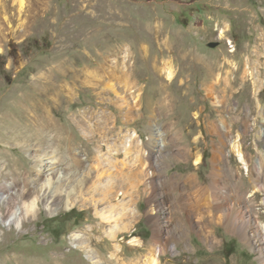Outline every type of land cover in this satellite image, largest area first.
<instances>
[{"label": "rangeland", "instance_id": "1", "mask_svg": "<svg viewBox=\"0 0 264 264\" xmlns=\"http://www.w3.org/2000/svg\"><path fill=\"white\" fill-rule=\"evenodd\" d=\"M257 36L264 37V0H0V184L11 186L0 197V264H31L33 256L38 264H57L58 254L65 264L136 263L154 240V215L162 237H171L162 260L264 264L253 241L257 229L263 232L264 172L249 173L232 151L240 141L251 167L264 153ZM164 60L176 69L172 81L154 67ZM44 76L75 89L74 99L52 108L69 135L46 149L22 147L21 138L4 137L2 125L10 113L18 116L13 103L42 90L37 79ZM73 76L81 80L70 81ZM197 153L202 160L195 164ZM51 156L60 171L76 170L65 186L78 187L72 208L65 201L53 212L46 208L40 188L47 175L39 174ZM122 160L128 165L116 188L125 190V221H135L114 238L107 235L111 222L100 227L96 216V206L111 209V202L98 200L104 193L97 166L121 169ZM256 178L262 188L254 194ZM8 195L17 210L24 200L39 202L21 227L7 224ZM206 195L215 201L206 202ZM239 202L251 218L228 225ZM132 204L138 214L128 210ZM135 235L144 239L142 247L130 242ZM75 236L91 240L96 261ZM117 242L121 259L112 255Z\"/></svg>", "mask_w": 264, "mask_h": 264}, {"label": "bare ground", "instance_id": "2", "mask_svg": "<svg viewBox=\"0 0 264 264\" xmlns=\"http://www.w3.org/2000/svg\"><path fill=\"white\" fill-rule=\"evenodd\" d=\"M255 43L257 45L255 46L256 50H254V52H255V56L257 57V59H259L258 73L260 74L262 72L261 65L264 64L263 62L264 61V37L257 36L255 38ZM154 67L156 70H160V72L163 75H165V78H167L169 81H172L175 78L176 69L169 60H164L161 65H158L155 63ZM237 69L238 71L234 70L235 73L239 72V68ZM249 73H250L249 70L246 68L244 71V74H249ZM251 74H254L253 71L251 72ZM79 78L81 77L73 76L72 79L70 78L71 79L70 81L75 83V81H78ZM37 81L44 84L42 90L36 91L35 95H30V96L25 95L22 100L21 99L18 100L19 103L18 102H15V104L13 103L12 104L13 108L15 107L16 109H18V111L16 110L18 112V116H14V113H10L8 116V121H5L2 125L3 127L2 133L4 137L10 141L21 138L22 142L20 144H22V147H24L23 145L26 146L27 144H33L34 146L36 145L38 147L45 148L46 146L50 144L51 141H54L55 137H57L58 135H61L62 138L66 137L65 136L66 134L69 135L67 133L68 131L62 128L61 126H59L58 125L59 123H57L53 119L52 108L55 106L56 103H59V101H62V100L70 101L74 99L73 92L75 89L72 88L67 83V81H66L67 84L61 83L63 85H60L61 80H57L53 78L52 76L38 77ZM49 131H53L54 133H57V134H55L51 138L50 135L48 134ZM130 135H134V134L130 133ZM125 145H128V144L125 143ZM34 146L33 148H31V150L34 151V150L41 149V148L34 149L35 148ZM125 151L127 154L129 153L128 148H125ZM232 151L237 156V159L242 164V166L248 167L249 173L251 170L259 171L260 175L262 172H264V153L262 154L263 156H259V158L255 161L254 166L251 167L249 159H247L246 152L243 149V146L240 141L235 142L233 144ZM225 155H227L228 157L230 156V154H226V153ZM125 160L121 161V165H122L121 169H117L116 164L114 165L115 169L111 171L109 169L110 167L106 168L105 166H103L102 163H99V165L97 166V170H98L97 175L100 178V180H103V181H100L98 186L103 188L102 192L104 193L103 197L102 198L100 197L98 200L102 202H106V201L111 202L110 203L111 209L109 213H104L100 211L96 206V216L101 218L100 227L105 225L107 222H111V224L109 223L110 228L107 231V235H109L110 237H114V238H117L120 232H125L129 230L130 227L133 225V222L135 221L133 220L134 217L132 218V220L130 219L127 222L125 221L124 215H126L125 214L126 212H124V209L127 206V204L124 201L126 198L124 197L123 199H120V196L125 194V190L123 188H116V186L121 185L119 181L123 178V175H121L120 173L122 172L123 168L128 165V163H126L127 161L125 162ZM201 160H202L201 154L197 153L195 157V164L200 163ZM228 160L230 163L231 159H228ZM47 161H48L47 172L43 171V172H40L39 174V178L47 175L46 177L47 180L40 188L41 191L43 190L42 198L46 202L45 204H46L47 210H49L50 212H53L56 209L55 204L58 201L59 202L65 201L67 208H70V207L72 208V206L75 203L72 202L71 198L76 193L78 187L74 185L71 188H65V186L70 185L74 181L76 170L74 169L68 170V168H61L65 171L64 173L63 171H60V168L56 167L58 162L55 161V157L51 156L47 158ZM228 165H229V168H231L230 164ZM115 170L117 171V173L115 172L116 174L114 173ZM84 180L87 182L86 177L82 179V182H84ZM104 180L108 182H104ZM254 181L255 183L253 185V192L255 194L256 191L261 190L262 184L259 178L254 179ZM135 182L136 180L132 179L131 183H135ZM134 186H135L134 190H137L138 189L137 185H134ZM10 189H11L10 184H8L7 182L1 183L0 184V197L4 195L5 193H9ZM207 196L208 195H206V197ZM206 197L204 198V200L208 203L215 201V198L213 195H209L207 198ZM83 198H84V202L86 203L92 202V200L88 199L87 197H83ZM114 200H118V201L115 202ZM6 203H7L8 212H9V216H8L9 222L7 224L8 225L15 224L17 227H21L23 225L24 219L26 217L34 216L36 214L35 212L36 208L39 207V202L37 200H34L33 202H27L26 200H24L19 205L20 207L17 210L16 205H14L15 202L9 195L6 200ZM260 203H264V198L261 200ZM215 204L217 207L218 202L216 201ZM217 209H219V207ZM128 210H130L133 214H138L139 212V210L136 208L134 204H132V206H130ZM150 210H151V213H153V215L157 213V209L154 206L151 207ZM205 213H207V211ZM244 217H248L249 219L251 218L250 210L246 205L239 202V206L234 212V216L232 217V219H229L230 221H228V225L229 223L230 224L232 223V225L237 224V226H244V221H243ZM152 220L155 223V230H154V237H153L154 240L150 243V246L148 247V252L143 256V258L141 257L140 259H138V262L132 263V264H171L170 258H166L165 260H162V256L167 255L170 250L169 239L171 237L168 236V237H165V239L162 237V231H161V227H160V223L158 221L157 215H154V217H152ZM189 220H190V223H193L194 221L193 219H189ZM255 222L257 221L255 220ZM261 227L263 228L262 230L263 232H260L261 230L259 231L256 228L257 234L255 233V235L253 236L254 237L253 241L257 242L255 245V249H257V251L261 253V258L262 260H264V253H263L264 252V224L263 225L261 224ZM169 228H170V225L166 227V229H169ZM3 232L4 230L0 229V239L2 238ZM74 239L77 240L81 244L80 247H82L81 249H83V251L91 253L89 254V256L91 257L92 261H96V256L92 254L93 250L91 248V240H87L85 239V237H81V236H75ZM259 239L261 240L256 241ZM130 242H132V244L138 247H142V245L145 244L144 239L137 235L133 236ZM121 251H122L121 243L117 242L115 244V250L112 252V255L121 259L120 258ZM30 254L33 255L32 253ZM56 256L57 257L55 258L56 259L55 261H59V262H56L57 264H65L64 259L66 260V258L62 256V254H58ZM35 257L36 256H33L32 258H30L31 264H38V260ZM60 258L63 261H61ZM122 264H127V263L123 262Z\"/></svg>", "mask_w": 264, "mask_h": 264}, {"label": "built area", "instance_id": "3", "mask_svg": "<svg viewBox=\"0 0 264 264\" xmlns=\"http://www.w3.org/2000/svg\"><path fill=\"white\" fill-rule=\"evenodd\" d=\"M261 222V221H260ZM259 222V225H261L262 223ZM264 223V222H263ZM263 225V224H262Z\"/></svg>", "mask_w": 264, "mask_h": 264}, {"label": "trees", "instance_id": "4", "mask_svg": "<svg viewBox=\"0 0 264 264\" xmlns=\"http://www.w3.org/2000/svg\"><path fill=\"white\" fill-rule=\"evenodd\" d=\"M233 252V250H231Z\"/></svg>", "mask_w": 264, "mask_h": 264}, {"label": "water", "instance_id": "5", "mask_svg": "<svg viewBox=\"0 0 264 264\" xmlns=\"http://www.w3.org/2000/svg\"><path fill=\"white\" fill-rule=\"evenodd\" d=\"M212 45H214V44H212Z\"/></svg>", "mask_w": 264, "mask_h": 264}]
</instances>
